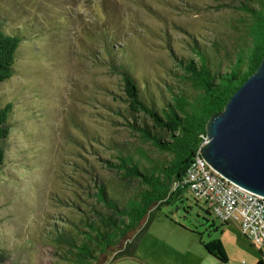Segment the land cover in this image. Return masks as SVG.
Segmentation results:
<instances>
[{
  "label": "rangeland",
  "instance_id": "obj_1",
  "mask_svg": "<svg viewBox=\"0 0 264 264\" xmlns=\"http://www.w3.org/2000/svg\"><path fill=\"white\" fill-rule=\"evenodd\" d=\"M236 1L0 0V25L22 37L14 73L0 83V107L14 102L0 166V264H57L46 234L68 209L52 197L72 195V178L84 185L78 166L100 163L112 143L134 139L110 120L117 118L112 108L125 103L105 37L119 44L117 58L143 95L159 101L166 84H176L174 55L189 57L194 36L228 38L224 24ZM214 238L232 248L229 261L206 249ZM258 248L239 221L224 223L185 189L156 210L132 254L104 264H252Z\"/></svg>",
  "mask_w": 264,
  "mask_h": 264
},
{
  "label": "trees",
  "instance_id": "obj_2",
  "mask_svg": "<svg viewBox=\"0 0 264 264\" xmlns=\"http://www.w3.org/2000/svg\"><path fill=\"white\" fill-rule=\"evenodd\" d=\"M236 2L224 24L231 30L227 39L207 42L203 35L194 36L187 48L189 57L174 55L176 69L171 75L176 84L167 83L168 93L159 101L143 95L130 68L117 58L119 44L105 37L103 47L111 56V71L121 77L125 103L112 108L117 118L110 120L127 128L134 139L129 145L112 143L111 156L99 157L100 163L78 166L84 185L72 178V195L52 197L68 209L51 220V232L46 234L55 244L57 264H104L111 255L118 259L132 254L156 210L188 189L183 181L206 138L208 119L224 108L264 56V0ZM15 32L0 25V83L14 73L22 41ZM13 106L10 101L0 107V166L6 159ZM204 245L219 261H228L221 238Z\"/></svg>",
  "mask_w": 264,
  "mask_h": 264
},
{
  "label": "water",
  "instance_id": "obj_3",
  "mask_svg": "<svg viewBox=\"0 0 264 264\" xmlns=\"http://www.w3.org/2000/svg\"><path fill=\"white\" fill-rule=\"evenodd\" d=\"M201 153L236 184L264 195V56L206 124Z\"/></svg>",
  "mask_w": 264,
  "mask_h": 264
},
{
  "label": "built area",
  "instance_id": "obj_4",
  "mask_svg": "<svg viewBox=\"0 0 264 264\" xmlns=\"http://www.w3.org/2000/svg\"><path fill=\"white\" fill-rule=\"evenodd\" d=\"M195 153L183 183L210 212L223 222L239 221L243 235L264 250V195L242 187L213 168L201 153Z\"/></svg>",
  "mask_w": 264,
  "mask_h": 264
},
{
  "label": "crops",
  "instance_id": "obj_5",
  "mask_svg": "<svg viewBox=\"0 0 264 264\" xmlns=\"http://www.w3.org/2000/svg\"><path fill=\"white\" fill-rule=\"evenodd\" d=\"M228 223H230V222H228ZM246 237V236H245ZM247 238V237H246ZM248 239V238H247ZM249 240V239H248ZM223 241V240H222ZM250 241V240H249ZM223 243H224V246H225V248H226V251H227V254H228V256H229V254H230V249H232L231 247H229V245H228V243H226L225 241H223ZM251 243V242H250ZM252 244V243H251ZM253 245V244H252ZM253 246H255V245H253ZM258 251H259V255H256L255 256V259H254V262L252 263V264H257V262L258 261H260V260H263V262H264V250L263 249H260V248H258ZM229 259H230V257H229ZM229 259H228V261H229ZM219 262H222V261H219ZM222 263H225V262H222Z\"/></svg>",
  "mask_w": 264,
  "mask_h": 264
}]
</instances>
